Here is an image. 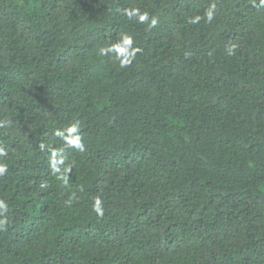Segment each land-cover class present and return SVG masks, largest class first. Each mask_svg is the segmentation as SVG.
<instances>
[{
	"label": "trees",
	"instance_id": "trees-1",
	"mask_svg": "<svg viewBox=\"0 0 264 264\" xmlns=\"http://www.w3.org/2000/svg\"><path fill=\"white\" fill-rule=\"evenodd\" d=\"M0 167V264H264V0H0Z\"/></svg>",
	"mask_w": 264,
	"mask_h": 264
},
{
	"label": "clouds",
	"instance_id": "clouds-1",
	"mask_svg": "<svg viewBox=\"0 0 264 264\" xmlns=\"http://www.w3.org/2000/svg\"><path fill=\"white\" fill-rule=\"evenodd\" d=\"M211 19V14H209V20ZM5 169L0 167V172H3ZM96 210L97 211H101L100 207H99V201L97 202V205H96Z\"/></svg>",
	"mask_w": 264,
	"mask_h": 264
}]
</instances>
